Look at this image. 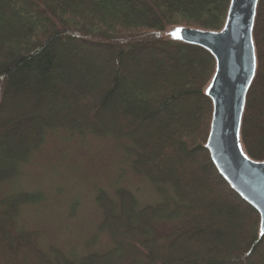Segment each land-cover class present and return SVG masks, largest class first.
<instances>
[{
	"label": "trees",
	"instance_id": "trees-1",
	"mask_svg": "<svg viewBox=\"0 0 264 264\" xmlns=\"http://www.w3.org/2000/svg\"><path fill=\"white\" fill-rule=\"evenodd\" d=\"M229 4L0 0V182L16 175L47 132L65 127L130 139L133 171L162 197L139 207L125 188L116 190V200L99 192L101 228L113 246L79 260L60 253L51 259L35 242L36 233L15 232L14 219L31 197H6L0 264H264L258 213L222 179L204 147L212 117L205 87L214 57L162 36L176 26L218 31ZM252 37L256 70L240 137L247 155L262 161L264 0L257 2ZM101 61L110 68L106 73L97 67ZM174 220L184 225L153 231V222Z\"/></svg>",
	"mask_w": 264,
	"mask_h": 264
},
{
	"label": "rangeland",
	"instance_id": "rangeland-1",
	"mask_svg": "<svg viewBox=\"0 0 264 264\" xmlns=\"http://www.w3.org/2000/svg\"><path fill=\"white\" fill-rule=\"evenodd\" d=\"M174 29H167L162 36L172 38ZM97 67L105 73L110 69L103 61ZM131 148L128 138L54 128L19 164L16 175L0 182V209L6 197L30 196L20 206L13 229L36 233L35 242L51 259L55 253L79 260L92 251L103 252L113 243L101 228L102 212L96 202L99 192L116 200V190L125 188L139 207L157 204L162 198L149 179L133 171ZM173 224L184 225L181 220L157 221L152 227L153 231H166Z\"/></svg>",
	"mask_w": 264,
	"mask_h": 264
},
{
	"label": "water",
	"instance_id": "water-1",
	"mask_svg": "<svg viewBox=\"0 0 264 264\" xmlns=\"http://www.w3.org/2000/svg\"><path fill=\"white\" fill-rule=\"evenodd\" d=\"M257 2L230 0L220 30L176 26L169 39L200 46L214 57L215 71L205 87L212 102V117L204 147L222 179L258 213L262 236L264 160L251 159L240 137L245 99L256 70L252 30Z\"/></svg>",
	"mask_w": 264,
	"mask_h": 264
}]
</instances>
